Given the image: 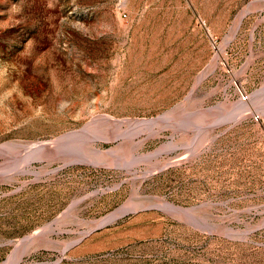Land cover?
<instances>
[{"label": "rangeland", "instance_id": "rangeland-1", "mask_svg": "<svg viewBox=\"0 0 264 264\" xmlns=\"http://www.w3.org/2000/svg\"><path fill=\"white\" fill-rule=\"evenodd\" d=\"M10 143L0 264H264V0H0Z\"/></svg>", "mask_w": 264, "mask_h": 264}, {"label": "bare ground", "instance_id": "bare-ground-1", "mask_svg": "<svg viewBox=\"0 0 264 264\" xmlns=\"http://www.w3.org/2000/svg\"><path fill=\"white\" fill-rule=\"evenodd\" d=\"M244 16V15H243ZM241 22V21H240ZM240 24V23H239ZM238 28V27H237ZM236 31V30H235ZM235 33V32H234ZM202 76L198 79V83H200L201 81H202ZM197 83V84H198ZM193 91V90H192ZM261 95V94H260ZM192 96V95H191ZM258 98H259V96H258ZM190 100V99H189ZM247 104H248V102H245V101H243V100H241L240 102H238L233 108V110H235L236 112H238L240 115H242V116H244V115H246V114H248L249 113V109L250 108H248L247 107ZM220 106V105H219ZM226 106V105H225ZM227 108V107H226ZM236 114V113H235ZM239 114H237V116L239 115ZM207 116V115H206ZM236 116V115H235ZM176 117V116H175ZM179 117V116H178ZM180 118V117H179ZM236 118V117H235ZM105 119H107L109 122L110 121H117V123L119 122V123H132L133 124V128L134 129H136V131H137V134H138V132H143V130L141 131V129L140 128H142V126H150L151 127V134H158L159 133V130H154L155 129V125H157L158 124V122L159 121H161L162 120V117H160L159 116V118L157 117V118H150V119H136V120H128V119H123V120H113V119H115V118H111L110 116H106L105 115ZM119 119V118H118ZM237 119V118H236ZM103 121V120H102ZM207 124V123H206ZM131 125V124H130ZM119 126V125H118ZM120 127V126H119ZM86 128V127H85ZM115 130V129H114ZM131 130V129H130ZM113 131V130H112ZM118 131V130H117ZM126 131V130H125ZM135 131V130H134ZM76 132V131H75ZM80 132H82V131H80ZM95 132V131H94ZM110 132V131H109ZM116 132V131H115ZM79 133V132H78ZM77 133V134H78ZM105 133V132H104ZM76 134V135H77ZM133 134V133H132ZM131 134V135H132ZM136 134V133H135ZM75 134H73V132L71 133H69L68 135H66V136H64V138H67V137H71V136H74ZM94 135V134H93ZM159 135V134H158ZM99 136H101V135H99ZM135 136V135H134ZM138 136V135H137ZM83 137V136H82ZM90 137V136H89ZM120 137V136H119ZM128 137V136H127ZM64 138H61V139H64ZM72 139V138H71ZM56 141V142H55ZM51 140L50 142H45V141H42V142H37V143H32L31 145H35V147L34 148H40V150H38V151H32V153H30V151H29V155L27 156L28 157V163L27 164H31V162L33 161V160H36L37 161V159H42V157H43V155L45 154V153H43V148H49L50 146H51V144H53L54 145V143H56V146H57V148L59 149V148H63V147H65L66 146V144L64 145V146H62L63 144H61V143H59L58 145H57V140ZM68 144V143H67ZM13 145H14V143H13ZM12 146V144L10 143V144H0V152L2 153V151L3 150H7V148L9 149L10 147ZM69 146H71V145H69ZM75 146V145H74ZM95 148V147H94ZM160 148H162V147H160ZM52 149V148H51ZM80 149H81V147H80ZM163 149V148H162ZM162 149H161V151H162ZM37 150V149H36ZM4 152H6V151H4ZM49 152V151H48ZM77 152V151H76ZM96 152V151H95ZM98 150H97V154H98ZM160 154V150H158V152L157 153H154L155 155L156 154ZM2 154H4V153H2ZM193 154V153H192ZM78 155H80V154H78ZM150 156V155H149ZM148 156V157H149ZM45 157V156H44ZM152 157H153V155H152ZM74 158H76V157H74ZM139 157H137V159H138ZM141 158H144V156L142 157L141 156ZM146 158H147V156H146ZM88 159V158H87ZM133 159H135V158H133ZM148 159V158H147ZM76 160V159H75ZM141 160V159H140ZM143 160V159H142ZM40 161V160H39ZM135 161V160H134ZM139 162V161H138ZM25 163V162H24ZM21 164V163H20ZM19 164V165H20ZM127 164V163H126ZM23 165H25V164H23ZM22 165V166H23ZM129 165V164H128ZM21 168V167H20ZM20 168H18V170L20 169ZM8 171V170H7ZM14 172V171H13ZM26 172H30V169H28V167L26 166V167H23V168H21L20 170H19V174H23V173H26ZM1 178V177H0ZM160 202V201H159ZM154 203V202H153ZM72 205V204H71ZM73 206V205H72ZM71 206V207H72ZM70 207V208H71ZM136 207V206H135ZM157 207H159V208H166V209H170L171 211L173 210V211H175V212H177V213H184V214H187V218L188 217H190V216H188V214H190V210L191 209H187V208H183V207H179V206H176V205H174L173 203H171V202H168V201H165V200H163L162 202H160V205H157ZM69 208V209H70ZM129 208V207H128ZM132 208V207H131ZM139 207H137V209H138ZM147 208V207H146ZM130 211V209H127V207H121V208H119V209H117L116 211H114L113 213H111V214H109V215H107L106 217H104V218H102V219H100V220H97V221H91L92 222V224H93V227H92V229L88 232V233H91L92 231H94V229H96V228H100V227H104L105 225H108V224H111V223H113V222H115L116 220H118L119 218H121L122 216H124L125 214H127L128 212ZM183 214V215H184ZM191 214H193V213H191ZM193 219H195V217L193 216ZM192 223V222H191ZM199 224V223H198ZM50 226V225H49ZM41 236V235H40ZM48 239V238H47ZM27 240H28V238L26 239V242H27ZM25 242V241H24ZM38 242V241H37ZM59 243V242H58ZM27 244H29V243H27ZM28 246V245H27ZM29 248V247H28ZM28 248H25V249H28ZM20 249H21V247H20ZM20 249H19V251H20ZM18 251V252H19ZM26 251V250H25ZM20 252H22V251H20ZM14 254V253H13ZM19 254V253H18ZM11 255V254H10ZM17 256H19V255H17ZM13 257V259L12 258H10V260L11 261H5V263H2V264H21V260H20V257ZM21 256V255H20Z\"/></svg>", "mask_w": 264, "mask_h": 264}]
</instances>
